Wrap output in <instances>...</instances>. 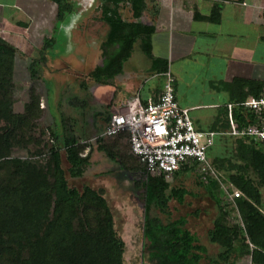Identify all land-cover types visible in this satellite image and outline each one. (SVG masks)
Here are the masks:
<instances>
[{
	"label": "trees",
	"instance_id": "1",
	"mask_svg": "<svg viewBox=\"0 0 264 264\" xmlns=\"http://www.w3.org/2000/svg\"><path fill=\"white\" fill-rule=\"evenodd\" d=\"M122 1L103 0L104 19L111 26L105 47H116L108 54L105 63L91 72L90 75L98 83L113 82L123 71L124 62L131 56L138 39L142 41L145 53L154 58V26L124 20L118 12ZM125 1L131 4L134 17L139 19L146 7V0ZM58 2L61 5L60 18H63V0ZM16 56L17 48L0 35V264H126V244L116 230L114 215L104 190L89 184H84L81 189L70 184L67 172L71 178L85 175L90 165L91 150L86 156L83 153H86L91 142L80 143L77 132L68 127L65 118L64 129L51 128V137L47 138L48 144L42 150L31 152L28 158L10 157L14 143H19L15 131L39 116L37 110L41 101L33 90L25 111L18 113L15 110L12 88ZM36 62L33 61L29 69L32 78L38 77ZM153 62L154 71L167 70V64L158 66L162 59L154 58ZM251 89L253 97L259 98L264 85L258 83L252 85ZM246 97L239 103L245 102ZM73 101L81 103L78 99L71 100V103ZM243 108L234 112L240 118L239 127L259 120L254 110L246 113ZM106 114L103 110L99 112L100 117L108 123L111 115ZM2 121L5 122L3 128ZM120 135H127L129 141L128 134ZM229 138L234 139L237 161L226 159L218 152L222 146H226V143L222 145L223 141ZM25 141L28 143L29 139ZM62 148L70 165L68 170L63 164ZM100 148L103 149V146ZM130 153L133 154L129 143V148L119 152V157H122L123 168L131 174L133 171L138 173L140 179L137 182L145 188L144 235L151 263L222 264L221 261L248 254L253 264H264L262 141L250 136L218 135L208 151L212 164L226 184L230 185L231 182L243 194L231 200L223 189H218L216 182L208 186L210 196L221 203L208 233L209 240L219 244L222 251L217 260L211 259L207 263H204V259H209L208 250L189 229L186 217L165 222L162 217L152 213L159 211L171 216L169 202L171 199L183 201L187 190L173 188L162 174H148L139 157ZM250 171L258 176V181L250 176ZM230 207L238 210L244 226L230 222Z\"/></svg>",
	"mask_w": 264,
	"mask_h": 264
},
{
	"label": "crops",
	"instance_id": "2",
	"mask_svg": "<svg viewBox=\"0 0 264 264\" xmlns=\"http://www.w3.org/2000/svg\"><path fill=\"white\" fill-rule=\"evenodd\" d=\"M101 1L102 20L108 24L110 31L111 26L104 19V5L103 0ZM79 5L80 1L77 0H63L64 16L60 18L61 5L58 0H0V24L6 25L13 33L17 31L19 34H36L34 38L31 37L30 45L32 50L35 48L42 53L40 60L35 61L37 65L45 63L49 57L54 59L58 55L67 54L65 46H69L68 40L70 42L77 28ZM127 5L131 10V19H125L122 14V8ZM118 12L124 20L140 21L154 26L152 55L163 60L158 63L159 67L167 64L165 72L154 71V58L145 53L142 41L138 39L135 44L140 42L141 51L147 58L146 63L141 64L133 60V47L131 56L124 62L123 71L113 82L103 84L93 79L94 98H80L81 103L77 104L76 132L80 140L91 142L86 151L89 153L91 150L90 165H97L99 158L105 159V163L109 161L112 166L117 167L116 178L122 180L124 177L132 179L130 171L122 167V157H119V152L129 148L128 137H98L106 127L107 121L100 117L101 110L94 103L109 104L103 111H106L107 116H112L114 108L125 105L138 92L143 99L157 97L164 90L166 73L171 72L177 101L182 107L190 108L198 130H229L228 104H233V120L240 126V118L234 114L236 109L244 107L239 105V102L245 96L253 97L250 93L252 85H264V0H146V7L139 19L134 17L131 4L124 0L119 4ZM49 29L53 35L48 33ZM0 35L4 37L2 33ZM58 42L65 48L64 53L52 50ZM33 61L29 63V69ZM243 109L246 113L250 111L247 107ZM61 118L65 117L56 116L58 129L63 130L64 123L60 122ZM262 144L264 147V142ZM102 146L103 149L100 148ZM192 169H197L200 175L199 183L206 188L209 198L215 201L217 200L210 196L208 191L211 183H219L221 187L225 185L228 189L232 186L234 189L232 183L226 185L221 175L220 182L211 174L203 173L198 163L187 161L181 165L170 182L175 181L178 184H172L173 188L187 190L183 201L175 199L181 205L188 204L189 198L197 193L180 185L185 182L182 173ZM220 204H217L218 212ZM197 213L196 210L191 215ZM189 216L190 213H186L178 218L186 217L187 226L199 237L198 231L189 226ZM212 227L207 230L208 238ZM199 242L208 250L209 259H204V263L218 259L222 251L219 244L209 239L207 243L202 242L200 237ZM214 249L215 256L212 253ZM244 256L251 257L246 254L221 262L237 264Z\"/></svg>",
	"mask_w": 264,
	"mask_h": 264
},
{
	"label": "rangeland",
	"instance_id": "3",
	"mask_svg": "<svg viewBox=\"0 0 264 264\" xmlns=\"http://www.w3.org/2000/svg\"><path fill=\"white\" fill-rule=\"evenodd\" d=\"M77 1H80V17L76 18L77 28L70 42L68 40L69 46L67 44L65 46L68 50L67 54L58 55L54 59L49 57L45 63L37 64L35 66L39 71L37 78H32L28 68L29 63L33 60L38 61L42 57V53L38 49L34 47L33 50L31 49L30 39L31 37L34 38L36 34L30 32L19 34L17 31L13 33L6 25L0 24V33L17 48L12 88L15 110L18 113L25 111V106L30 101L33 90L41 99L37 110L39 116L33 122H26L24 126L17 128L15 131V137L19 140V143H14L10 157L28 158L31 152L42 150L48 144L46 140L50 136L51 128L58 129L57 115L65 117L68 127L73 128V132L76 131L77 103L75 101L71 103V100H80V98L92 100L94 98L93 90L95 84L90 74L96 66L104 63L108 58V54L116 47H105L109 26L102 20V1ZM122 14L125 19L132 18L128 5L122 8ZM49 30L48 33L53 35L52 30ZM60 43L58 42L52 49L54 52L64 53L65 48L61 47ZM53 51L52 53H54ZM133 60L141 62V64H145L147 61L146 56L141 51L139 41L134 46ZM70 98L71 100H69ZM94 104H97L101 111L109 105L96 102ZM60 122L64 123L63 118L60 119ZM4 125L5 122L2 121L1 128ZM28 139L29 142L27 143L25 140ZM80 143L84 144L85 142L80 140ZM224 143H226V146H222L224 148L222 149L221 147L218 152L224 155L226 159L237 161L238 159L234 155V139H225L222 145ZM83 154L86 156L88 152ZM62 156L64 167L68 170L70 165L66 160L64 148H62ZM116 170L117 167L112 166L109 161L105 163V159L99 158L97 165L88 166L83 177L71 178L69 172H67V176L70 184L80 189L84 184H89L96 189L103 188L114 215L116 230L126 244L125 263L153 264L148 259L147 240L144 235L146 218L145 188L137 182L140 176L135 171L132 173V179L124 177V179L119 180L116 178ZM112 171L114 172L113 174ZM221 171L222 173L225 172L224 170ZM185 172L182 173L185 176V182L180 185L197 192L196 196L190 197L188 204L184 205L172 199L170 201L171 216H166L159 211H153L152 213L162 217L165 222L190 213L189 226L198 231L202 242L207 243L209 239L207 230L213 226V221L219 213L217 205L219 202L209 198L206 188L199 183L200 175L197 169ZM250 176L258 181V176L252 171H250ZM172 184L175 185V181ZM217 184L218 189L222 190L221 185ZM176 185L178 186V184ZM232 185L235 189H238L234 184ZM229 189L232 191V186ZM261 192L263 197L261 208L264 211V187L261 188ZM229 209L232 210L230 222L244 226L238 210L232 209V207ZM196 210L198 213L191 215ZM212 253L215 256L216 249ZM237 264L253 263L251 257L244 256L243 260Z\"/></svg>",
	"mask_w": 264,
	"mask_h": 264
},
{
	"label": "built area",
	"instance_id": "4",
	"mask_svg": "<svg viewBox=\"0 0 264 264\" xmlns=\"http://www.w3.org/2000/svg\"><path fill=\"white\" fill-rule=\"evenodd\" d=\"M166 75L164 90L157 97L143 99L138 92L125 105L114 108L98 137L128 134L131 152L146 166L148 174H162L168 182L187 161L198 163L203 173L211 174L221 182L208 151L215 144L216 137L224 134L250 136L264 142V89L259 98L250 97L239 103L258 114L256 123L239 127L233 120V104H228L230 129L202 132L197 129L190 108L182 107L177 101L171 72ZM222 189L231 200L243 194L235 188L230 191L225 185Z\"/></svg>",
	"mask_w": 264,
	"mask_h": 264
}]
</instances>
